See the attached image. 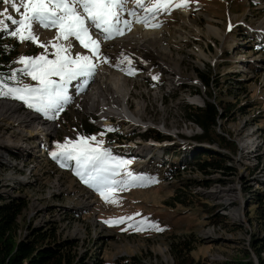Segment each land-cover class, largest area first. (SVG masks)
<instances>
[{
	"label": "rangeland",
	"instance_id": "obj_1",
	"mask_svg": "<svg viewBox=\"0 0 264 264\" xmlns=\"http://www.w3.org/2000/svg\"><path fill=\"white\" fill-rule=\"evenodd\" d=\"M182 2L173 0L168 11L156 14L151 19V24L158 25L155 27L135 22L125 12V18L133 19L131 29L126 28L123 35L115 36L117 40L136 36L143 41L144 36L135 33L138 27L144 33L155 32L159 38L155 45L166 52L165 61L158 59L154 47L155 52L149 56H143L139 49L133 48L111 52L115 48L106 46L111 39H105L101 30L94 32L93 27L92 35L100 41L101 53L94 58L96 68L92 76L78 78L69 84L70 99L61 111L45 116L20 100H0L17 104L20 113L33 114L40 121L34 122L36 127L43 123L54 128L52 134L24 135L21 142L28 147L25 153L18 146L0 145V193L26 199L28 206L21 216L23 224L54 226L58 239L75 242L80 255H99L112 263L119 259H135V264H178L174 240L190 235L201 241L191 254L195 261L202 262L198 264L231 261L238 255V244L242 241L249 244L251 234L261 232L248 218L243 189L247 188L248 197L264 189V129L256 123L260 119L264 125V0H187L185 6L175 7L176 3ZM5 7L19 18L9 5L0 3V9ZM127 7H136L134 0H128ZM136 10L139 15H144L142 9ZM34 31L40 43L48 45L50 59L54 58L51 42L70 43L73 56L91 55L90 50L74 37L69 41L55 40V28L34 25ZM28 44L25 43L21 50L29 51ZM39 48L45 52L38 44L35 52ZM165 63L177 65L181 74L166 69ZM130 68L134 69V74H129ZM101 70L105 71L107 79L111 78L112 84L115 72L127 79L128 84L123 83L121 87L133 104L131 109L139 106L147 112L142 124L107 115L99 108V102H107L96 93ZM199 71L210 75L207 92ZM236 77L243 79V87ZM240 86L246 89L243 94L237 89ZM93 92L96 94L91 100ZM154 93L158 94L156 101L146 97ZM209 99L232 106L231 117L217 119L215 129L220 141L215 139L217 142L209 147L213 151L230 153L227 164L232 171L228 175L215 173L204 178L191 165L194 155L206 149L204 143L199 142L203 132L198 124L185 116L186 106H202ZM240 102L249 105L245 106L246 113L240 110ZM89 104L91 110H88ZM250 108L255 109L248 111ZM86 120L129 136L122 140H116L114 136L108 140L114 161L127 162L118 169L123 179L118 180L117 175L112 177L122 181L114 186L115 202L106 201L92 186L83 183L76 175L75 161L62 164L51 156L57 143L83 136L79 122ZM29 129L28 124L13 125L11 119L0 117V140L15 137L16 130L26 134ZM148 129H156L167 138L160 142L145 140L142 136L131 139ZM222 137L235 149H223ZM141 159L144 163H139ZM173 167L188 169L178 177L169 176L168 171ZM132 172L142 179L124 181ZM192 179L194 183L190 186ZM206 180H209L208 187L203 184ZM180 188L208 198V204L220 205L219 214L224 215L225 223L210 221L212 213L207 216L200 205L191 207L190 212L184 203L174 198ZM120 217L132 219L106 223ZM141 220L156 227L142 226L138 232L129 227ZM230 222L239 227L230 226ZM25 229L24 226L22 231Z\"/></svg>",
	"mask_w": 264,
	"mask_h": 264
},
{
	"label": "snow or ice",
	"instance_id": "obj_2",
	"mask_svg": "<svg viewBox=\"0 0 264 264\" xmlns=\"http://www.w3.org/2000/svg\"><path fill=\"white\" fill-rule=\"evenodd\" d=\"M0 3L9 5L14 13L19 14V18H16L7 7L0 9V31L15 25V28L8 31L9 35L20 41L36 43L45 49L44 53L37 56H21L19 63L23 67L16 70L30 76L37 83L10 87L3 73H0V96L20 100L28 108L48 116L49 113L61 111L68 102V86L72 81L93 75L96 68L94 58L101 54L100 41L92 35L93 27L101 30L105 39H112L123 35L125 28L130 30L133 19L146 26H158L151 24V19L161 11H168L173 5V0H148V6L146 0H134L136 7L132 9L127 7L128 0H0ZM186 4L187 0H183L182 3H176L175 7H183ZM137 8L142 9L144 15H139ZM125 12L133 19L125 18ZM34 25L57 29V41H69V38L74 37L84 48L90 50L91 55L73 56L70 43L51 42L54 58L50 59L47 54L48 45L40 43ZM129 74H134V69L130 68ZM8 79L16 80L15 72ZM95 140V136H80L76 140L69 139L57 143L51 156L53 159H59L62 164L75 161L76 175L85 184L96 188L106 201L115 202L114 186L122 181L112 177L117 175L120 166L127 162L112 163L114 157L109 150L100 147L103 141H96L94 147L90 141ZM128 177L132 181L142 179L132 176L131 173H128ZM126 219L131 220L132 217H120L106 223H123ZM142 226L156 227L155 224H147L145 220L129 224V227H135L137 231H140Z\"/></svg>",
	"mask_w": 264,
	"mask_h": 264
},
{
	"label": "trees",
	"instance_id": "obj_3",
	"mask_svg": "<svg viewBox=\"0 0 264 264\" xmlns=\"http://www.w3.org/2000/svg\"><path fill=\"white\" fill-rule=\"evenodd\" d=\"M15 27L16 26H10L8 30L0 31V73H3L4 79L10 87L35 85L37 82L33 81L30 76L16 70L23 67V65L19 63V58L21 56H37L43 53V50L39 48L40 50L35 52L37 46L36 43L27 40L20 41L18 38L9 35L8 31ZM27 42L29 43V51H22L21 47ZM51 51L54 52V49ZM13 72H15L16 80H9L8 77ZM198 75L203 81L205 90L207 92L210 87L209 73L205 71H199ZM236 80L239 82V85L243 87V79L241 77H236ZM241 86L237 87V89L241 91L239 94L246 92V89L241 88ZM1 99L12 100L14 98L0 96V100ZM239 104L241 105L240 110H244V113H246L247 110L245 109V106L249 105H247L245 102H240ZM239 104H237L236 108H238ZM253 105L254 104H252L251 107ZM219 107H221V109H219ZM256 108H258V106ZM254 109L255 108H250L248 111H253ZM231 114L232 106L229 103L223 101L213 102L209 99L206 100L205 104L202 106H186L185 117L188 120L198 124L203 132V134L199 136V142L204 143L203 146H206V149H202L198 154L194 155L195 160L191 162V165L194 166L198 172H201L204 175V178H207L215 173H225L228 175L232 171V167L227 164L229 159H231L230 153H222L220 150L213 151L211 148H209L212 147L211 144H214V142H217V140L220 141L217 133L218 131L215 129V125H217V119L220 117L229 118L231 117ZM256 123H258V125L264 129V125L261 124L260 119H257ZM79 129L82 130L81 134L85 137H96L95 141H90L94 147L96 146V141L102 140L103 144H101L100 147L103 149H108L111 153V156L113 153L111 146H109L110 142L108 144V140L114 136H116V140L129 138L127 133L119 131L112 132L109 130V128L98 127L87 120L85 122H79ZM139 134L140 135H134L131 139L135 138L136 136H142L145 140H155L160 142L167 138L156 129H148L146 133ZM222 141V146L224 147L223 149L229 151L235 149L234 145L231 146L228 143L229 140H227L225 137H222ZM115 162L117 161H112V163ZM187 169L188 167H173V169L168 171V175L178 177L183 170ZM136 175L138 174L132 172V176ZM164 175L166 176V174ZM116 178L118 180L123 179L120 174H117ZM127 180L130 179L128 178L124 181ZM195 182H197V180H195ZM193 183L194 180L192 179V181H190V186ZM203 184L208 187V185H210L209 180L204 181ZM190 186H187V189L190 188ZM184 188H180L181 190H179L178 193H174V198L181 201V203H184L189 208L190 212H192L191 207L200 205L205 208L203 211L208 213L207 216H210V213H212V216L209 218L210 221H213L215 224L225 223V219L223 218L224 215L219 214L220 205L208 204V198H204L200 195L195 196L191 193V191L187 192V190ZM94 189L99 195H101L96 188ZM249 190L251 191L252 189ZM247 191V188L243 189L247 204L248 218L250 221H252L253 225H255V223L257 224L258 228L261 229V232L251 234L249 245L246 244L247 242L245 243L243 241L241 244H238L240 245H237L238 255L231 259V261H218L215 264H255L254 256H256L258 259L259 264H264V189L256 191L252 197L247 196ZM27 206L28 203L22 196H4L0 193V264L136 263L135 259H119L112 263L110 261H106L99 255L91 256L93 257L92 260H90L91 257L89 256L80 255L76 251L77 245L75 242L69 239H58L57 229L54 226L47 228L35 227L29 223L23 224L21 222V216L23 215ZM24 226L26 229L22 231ZM230 226L239 227L238 224L231 222ZM132 228L136 230L135 227ZM236 230L237 229L234 231ZM192 238L193 237L191 235L179 236L174 240V255L179 260L178 264H198V262H200V260L195 261L191 254L197 249V246L200 245L201 241L194 240ZM132 261L134 262L132 263Z\"/></svg>",
	"mask_w": 264,
	"mask_h": 264
},
{
	"label": "bare ground",
	"instance_id": "obj_4",
	"mask_svg": "<svg viewBox=\"0 0 264 264\" xmlns=\"http://www.w3.org/2000/svg\"><path fill=\"white\" fill-rule=\"evenodd\" d=\"M141 30H140V27H138L135 33L142 34L144 36L143 41L139 40L136 36H133L132 38H129L126 40L125 39L117 40L114 37L108 41L106 46L110 48H115L114 51H111L114 53L116 52L118 53L119 51L125 48L139 49L143 53V56H149L153 54V52H155L153 51V47H154L156 48V56L158 57V59L160 61H165L166 55H167L166 52L162 48L155 45L159 41V38L156 36V33L155 32L144 33ZM165 66H166L165 67L166 69L171 70V71L176 70L177 74H181L180 70H178L177 65L165 63ZM102 71L103 70L100 71V74ZM112 77L114 80V84L111 83L112 82L110 80L111 78L107 79L105 71L102 72L100 84L98 83V87L96 88V93L98 94L100 93V96L104 97V100H107V102L106 101L99 102V108L101 107V109H103V112L107 113V115L119 116L123 119L132 121L134 123L139 122L138 124H142L141 121H144V116H146L147 112L145 111V109H143L144 107H139V106H136L134 109H131L133 107V104H131L130 98L129 99L127 98V94L124 91V88L121 87L122 86L121 84L123 83L127 82L128 84L127 79L123 78V74L119 72H115ZM97 81L98 80L96 79V82ZM96 93L94 92L92 93V96L90 97L91 100L94 99L93 94H96ZM146 97H148L151 101H156V99L158 98V94L154 93L150 96L146 95ZM91 109H92V106H90L89 104L88 110H91ZM0 117L5 118V119H11V122L13 125L17 124L21 126V125L28 124L30 126V129L28 130V133L26 134H24L25 132L22 130L20 131L16 130L13 133L15 137H11L5 140H0V145L5 146V147H17L18 146L19 148L23 150V153H25V151L28 148L27 145H24L21 142L23 141V139H25L23 138L24 135L34 136L40 133L43 135L44 134L47 135V134H52L54 130L53 126L50 124L45 125L42 123L41 127H36L34 125L35 124L34 122L40 123V121L37 120L36 117L31 113H20V107L17 104H13V103L2 102V101L0 102ZM101 117L105 119L103 115ZM15 133H18V134H15ZM139 163H144V160L141 159ZM216 260H220V259H216Z\"/></svg>",
	"mask_w": 264,
	"mask_h": 264
},
{
	"label": "water",
	"instance_id": "obj_5",
	"mask_svg": "<svg viewBox=\"0 0 264 264\" xmlns=\"http://www.w3.org/2000/svg\"><path fill=\"white\" fill-rule=\"evenodd\" d=\"M254 262H255V264H259V261H258V259L256 258V256H254Z\"/></svg>",
	"mask_w": 264,
	"mask_h": 264
}]
</instances>
